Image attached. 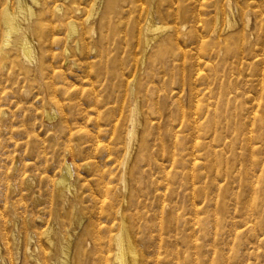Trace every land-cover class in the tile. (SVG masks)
<instances>
[{"label":"rangeland","instance_id":"1","mask_svg":"<svg viewBox=\"0 0 264 264\" xmlns=\"http://www.w3.org/2000/svg\"><path fill=\"white\" fill-rule=\"evenodd\" d=\"M119 1L116 0V5L112 7L109 13L106 12L102 19V23L104 22L103 24L107 27H104V30L108 31V40L106 39L108 42H103L104 48H101L102 50L100 49L102 46H98L101 51L94 48L91 50L94 45L92 43L95 41H92L90 36L96 38L99 34L97 30H100L98 23L93 22L91 14L97 4L104 7L106 2L101 3V0H77L79 6L76 0H73V2L71 0L41 1L45 13L40 21L42 20L41 22L44 21L43 23L46 24H55L57 28L51 30L52 35L47 33V37H50H48L46 47L43 49L46 65L44 69H39V71L37 65L42 57V52L38 48L40 43L38 37L34 40L39 49H37L35 61L30 62L17 56L14 51L4 50V6L7 3L12 9H16L18 3L17 0H0V217L6 220V227L4 226L6 244L0 243V261L3 260L0 264H58L54 262L55 257L59 254L56 249L58 242H69L71 244L70 264H118L116 259L105 257V255H112L117 252L116 240L105 239L106 243H103L105 245L102 244V247L110 253H103L105 257L103 259L101 252L99 254L98 246L95 247V239L91 237L92 233L88 231H109L110 227L113 231H118L122 226L121 218L127 220V225L133 231L132 234L136 239L141 264H264V140L260 149L252 147L254 144L259 146V143H261L259 139H264V137H260L261 132L264 136V41L257 40L254 34L250 36L248 41H244V39L242 41H228L218 36L219 33L222 34L225 30H232V27H228L227 24L232 16V8L235 6L234 1H236V4L241 5L240 1L242 2V0H221V2L220 0H122V2L120 1L122 8ZM257 1L264 2V0ZM131 2H134L133 5ZM154 3L156 4L154 5ZM171 3L172 5H170ZM62 4L65 9L69 5L67 8L72 11L71 13H74L72 14L74 16L71 17V13L66 11H54L58 8L57 6H63ZM131 5L132 8L129 9ZM77 6L80 8L78 9ZM175 7L177 8L175 9ZM123 8L129 9L130 14L127 9L126 11ZM138 9L140 10L137 12ZM221 9L223 10L221 11ZM175 12L178 13L177 16ZM117 13H119V16ZM127 13L129 14L128 18ZM47 14L49 15L47 16ZM106 15L109 16L106 17ZM250 15L249 31L252 30L254 11ZM62 16L63 18H61ZM152 16L156 18L160 25H170V23L171 25L172 23L173 25H180L183 21L189 22V25L196 27L197 30L194 35H197L186 39H177L176 35L172 34L170 39L168 38L158 45H153L152 47L157 46L155 49L150 48L146 52L149 58L146 57V63H143L141 57L145 53L144 33H146L144 26L149 21L148 17L151 18ZM157 16L159 17L157 18ZM139 17H142V19ZM196 17H199V19ZM57 18L59 20H56ZM70 19L78 20V22L80 20L86 27V33L82 32L84 45L80 49L77 48L76 44L78 43L77 40L80 41L79 38H76L74 42V38L69 35V27L67 26H69ZM59 21H62V23ZM127 21H129V24L126 23ZM105 22H107V25ZM163 22L167 23L164 24ZM240 22L238 21L236 29L241 30L242 25ZM92 24L95 26L96 31L87 33L89 31L87 29ZM127 24L128 26H126ZM114 25L118 30L112 28ZM108 26H110L111 32ZM131 26H137L138 28L134 27L132 29ZM209 26H211V29ZM125 27L126 30H124ZM115 30L119 32L117 36L113 37L112 35L117 33ZM30 36L33 37L32 34ZM122 36L125 38L121 39ZM129 39L131 40L129 41ZM137 39L140 41H137ZM121 42L125 44L127 42L126 46ZM170 45L171 48H169ZM238 46L243 48L244 51L242 52ZM158 47H160V50ZM175 47L177 48L175 49ZM229 47L232 52L227 51ZM257 47L259 48L257 49ZM181 48L183 52H181ZM177 49L179 50L177 51ZM159 51H162L161 53L164 56L158 54ZM212 51H214L213 54ZM234 51L232 60L230 56ZM155 53L159 56L156 61H154ZM221 54L227 55L220 57ZM253 55L255 56L254 59ZM259 56L262 58H258ZM247 57L249 61L246 60ZM151 59L153 60L151 61ZM160 60H162L161 63H157ZM209 60H211L209 62L210 67L208 66ZM204 61L209 68L208 71L206 70L207 66L203 65L205 64ZM214 61L218 66L215 65ZM243 62L245 65H242ZM185 63L189 64L185 65ZM219 66L222 69H219ZM193 67L194 69H192ZM197 69L201 70L198 71ZM200 72L201 74H199ZM234 72H236V75L233 74ZM209 75L213 76V79ZM242 75L243 77H241ZM137 77L139 83L136 82ZM223 77L226 78L224 81L222 80ZM252 81L255 83L253 84ZM129 84L130 86L133 85V90L132 87H129ZM240 84H243V87ZM233 85H237L236 88ZM239 86H241V89ZM190 90L196 91L190 93ZM238 90L242 91V94ZM232 91H235V93ZM255 96L256 100L254 99ZM53 100H58L63 104L60 105L61 108L58 104L56 105V114L47 116L45 109L47 106H53ZM136 100L139 101L140 108H143L141 109L142 112L147 114H144L146 123L144 122L142 126V132L145 137L147 136L145 138L147 147L140 142L136 148L134 157L137 158L136 161L139 167L133 173L130 183L128 178V181L127 179L123 181V172L122 168L119 167V163L124 156L123 146L127 144L125 131L130 124L129 118ZM250 101L253 102L255 107ZM202 103H206V105L203 106ZM239 104H242L240 108ZM218 106L220 108L219 112ZM227 106L231 107L228 108ZM245 106H247L246 109ZM150 109L152 114L148 111ZM220 113L224 115L222 116ZM150 118L152 119L150 120ZM187 119L190 120L189 123ZM210 121L213 123H210ZM246 121H249V123L246 124ZM193 122H196V124ZM217 122L218 126L212 125L217 124ZM203 123L207 128L210 127H208V124L212 125L209 128L210 131ZM164 124L166 127H164ZM220 125L222 128L224 127V130L221 127L219 130ZM190 126L191 128H189ZM215 127H218V131L223 132L219 138L212 135ZM231 129L239 130L241 140L232 138ZM207 133L210 134L209 137ZM204 135L206 136L204 137ZM252 135L255 139L252 138ZM233 137L236 136L233 134ZM242 137L244 138L242 139ZM179 142H181L180 145ZM197 143L198 145H196ZM97 144H100L99 148H103L101 144H107L113 150L99 149ZM191 144L194 148L193 151ZM250 145L252 148H249ZM209 148L211 150H208ZM212 148L213 150L221 149L222 154L218 157L215 156ZM208 152L212 153L209 154ZM231 157H235V159L232 158L231 160ZM212 158L217 160L214 159L213 161ZM199 159H202V163ZM86 161H92L91 166H87ZM65 162L72 164L74 170L73 185L69 190L56 184V180L62 172L61 167ZM125 183H130V187L133 186L132 189L129 187L131 189L129 201L125 200L126 192L123 189ZM63 195L77 196L76 198H64ZM97 197L100 200L99 202H97ZM120 208L124 209V212ZM77 212L83 223L78 222ZM206 216H208L207 219ZM213 217H217V219L215 220ZM247 227L248 230H246ZM49 228H52L51 234L55 237L53 243L47 240L46 237V231ZM0 231L3 230L0 229ZM102 234L104 235V232L100 235L102 236ZM38 244L40 246H37Z\"/></svg>","mask_w":264,"mask_h":264},{"label":"bare ground","instance_id":"2","mask_svg":"<svg viewBox=\"0 0 264 264\" xmlns=\"http://www.w3.org/2000/svg\"><path fill=\"white\" fill-rule=\"evenodd\" d=\"M41 1H43V0H41ZM41 1L40 0H17V3H18V6L16 7V9H12L11 7H10V5L9 4H7V3H5V6H4V10H3V26H4V50H9V51H14V52H16V54H17V56H19V57H22V58H24V59H27L28 61H30V62H32L33 60L35 61V59H36V57H37V49L38 48H40V50H41V52H42V57H41V59H40V61H39V63H38V65H37V69L39 70V69H44V67H45V61H44V56H45V54H43V49L46 47V45L45 44H47V40H48V37H50V36H48L47 37V33H49V34H51V30H54L55 28H57L56 27V25L55 24H50V23H43V22H41L40 21V19L42 18V16H43V14L45 13V10H44V5H43V2L41 3ZM121 2H122V0H120ZM120 1H119V4H120ZM130 1V0H129ZM132 1V0H131ZM165 1V0H164ZM168 1V0H167ZM172 1V0H171ZM178 1H180V0H178ZM186 1H188V0H186ZM194 1V0H193ZM199 1V0H198ZM204 1V0H203ZM230 1V0H229ZM71 2H73V0H71ZM70 2V3H71ZM102 2H106L105 3V6L104 7H101V5L100 6H98V4H97V6H95L94 8H93V10H92V16H93V22H97L98 23V26H99V29L100 30H97V31H99V34H98V36L96 37V38H94L93 36H90L91 38H92V41H95L94 43H92V44H94L93 46H92V48H91V50L94 48L95 50H97V49H99L98 48V46H102V47H100V49L101 48H104L103 47V42L105 41V42H108V41H106V39L108 40V31L106 30H104V27H105V25L102 23V19L104 18V15L106 14V12L107 13H109L110 12V10L112 9V7L113 6H115L116 5V0H101V3ZM175 2V1H174ZM218 2V1H217ZM220 2H221V0H220ZM219 2V3H220ZM235 2V6H233V8H232V16H231V18H230V20H229V23L227 24L228 25V27L230 26V28L232 29V30H225L222 34L221 33H219L218 34V36H220V37H223V38H225V39H227L228 41H231V40H240V41H242L243 39H244V41L245 40H249V38H250V36L252 35V34H254V36H255V38L257 39V40H263L264 41V2L263 1H257V0H242V2L240 1V4L241 5H239V3L238 4H236V1H234ZM69 3V4H70ZM76 3H77V0H76ZM125 3H126V1H125ZM132 3V2H131ZM134 3V2H133ZM133 3H132V5H133ZM164 3V2H163ZM169 3V2H168ZM179 3V2H178ZM187 3H189V2H187ZM230 3V2H229ZM44 4H45V2H44ZM74 4H75V1H74ZM139 4V3H138ZM156 3H154V5H155ZM206 4V3H205ZM212 4V3H211ZM222 4H224V3H222ZM221 4V5H222ZM63 5V4H62ZM65 5H67V4H65ZM71 5L73 6V4L71 3ZM77 5H79L80 6V4H78L77 3ZM123 5V4H122ZM132 5H131V7L129 8V9H131L132 8ZM166 5V4H165ZM170 5H172V3L170 4ZM175 5V4H174ZM188 5V4H187ZM191 5V4H190ZM193 5H194V3H193ZM196 5V4H195ZM202 5V4H201ZM214 5H216V4H214ZM221 5H219V6H221ZM69 6V5H68ZM67 6V7H68ZM79 6H77V8L79 9L80 7ZM120 6H121V4H120ZM142 6V5H141ZM145 6V5H144ZM147 6V5H146ZM200 6V5H199ZM206 6V5H205ZM211 6V5H210ZM222 6H224V5H222ZM252 6H254V7H252ZM46 7V6H45ZM58 8L56 9V10H54V11H66V12H69V13H71L72 11L69 9V8H67L66 7V9L64 8V5L63 6H57ZM82 7V6H81ZM135 7H136V5H135ZM212 7V6H211ZM216 7V6H215ZM121 8H122V6H121ZM121 8H120V10H121ZM134 8V7H133ZM142 8V7H141ZM146 8V7H145ZM145 8H143L144 10H145ZM155 8H156V6H155ZM163 8H164V5H163ZM177 7H175V9H176ZM207 8V7H206ZM220 8V7H219ZM47 9V8H46ZM123 9H127V8H123ZM129 9H127L128 10V13H129ZM135 9V8H134ZM153 9V8H152ZM174 9V10H175ZM197 9V8H196ZM49 10V9H48ZM83 10V9H82ZM126 10V11H127ZM140 9H138L137 10V12L139 11ZM148 10V9H147ZM164 10V9H163ZM163 10H162V12H163ZM181 10H182V8H181ZM191 10V9H190ZM216 10V9H215ZM223 9H221V11H222ZM254 11V17H253V19H254V21H253V26H252V30L251 31H249L250 30V25H249V21H250V18H251V15L250 14H252V11ZM80 11H81V9H80ZM136 11V10H135ZM142 11V10H141ZM156 11V10H155ZM195 11V10H194ZM206 11V10H205ZM48 12V11H47ZM53 12V11H52ZM124 12V11H123ZM136 12V13H137ZM157 12H159V11H157ZM157 12L155 13L156 15H157ZM192 12V11H191ZM204 12V11H203ZM112 13V12H111ZM125 13V12H124ZM127 13V18H128V15L130 14H128ZM135 13V14H136ZM140 13V12H139ZM151 13V12H150ZM161 13V12H160ZM159 13V14H160ZM176 13V12H175ZM178 13H179V10H178ZM178 13H176V16H177V14ZM207 13H208V11H207ZM221 13V12H220ZM52 14V13H51ZM50 14V15H51ZM72 14H74V13H71V17L72 16H74V15H72ZM77 14V13H76ZM118 14V16H119V13H117ZM143 14H145V13H143ZM199 14H200V12H199ZM246 14H247V16H246ZM49 14H47V16H48ZM63 15V14H62ZM110 15V14H109ZM108 15V16H109ZM137 15V14H136ZM146 15H147V11H146ZM186 15V14H185ZM191 15V14H190ZM222 15V14H221ZM69 16V15H68ZM107 15H106V17H108ZM138 16V15H137ZM141 16V15H140ZM168 16H169V14H168ZM187 16V15H186ZM189 16V15H188ZM203 16L205 17V15L203 14ZM223 16H224V14H223ZM70 17V18H71ZM121 17H123V16H121ZM125 17V16H124ZM159 16H157V18H158ZM174 17V16H173ZM180 17V16H179ZM183 17V16H182ZM214 17V16H213ZM218 17V16H217ZM225 17V16H224ZM44 18V17H43ZM60 18V17H59ZM61 18H63V16L61 17ZM116 18V17H115ZM115 18H114V20H115ZM133 18V17H132ZM131 18V19H132ZM139 18H141L142 19V17H139ZM149 18V21H148V23H147V25L146 26H144V29H145V31H146V33H144V40H145V42H144V51H145V53L142 55V57H141V60H142V62L144 63L145 62V60H146V57L148 56L147 54H146V52L147 51H149V49L150 48H153V49H155V47L160 43V42H162V41H165V40H167L168 38L170 39V36L172 35V34H175L176 35V38L177 39H179V38H189V37H194V36H196V35H194V32H196V27L195 26H192V25H189V22L187 23V22H185V21H183L180 25H178V24H174L173 25V23H172V25H171V23H170V25H160V24H158V22H157V20H156V18H153V16L150 18V17H148ZM162 18H163V16H162ZM172 18V17H171ZM196 18H198L199 19V17H196ZM45 19V18H44ZM69 19V18H68ZM91 19V17L89 18V20ZM108 19V18H107ZM111 19V18H110ZM164 19V18H163ZM162 19V20H163ZM174 19V18H173ZM204 19H206V18H204ZM221 19V18H220ZM56 20H59L58 18L56 19ZM55 20V21H56ZM118 20V19H117ZM116 20V21H117ZM126 20H128V19H126ZM135 20H136V18H135ZM175 20H176V18H175ZM180 20H181V18H180ZM185 20V19H184ZM214 20V19H213ZM222 20V19H221ZM50 21V20H49ZM105 21V20H104ZM107 21V20H106ZM119 21V20H118ZM124 21V20H123ZM122 21V23H124ZM129 21H130V19H129ZM129 21H127L126 23H128ZM159 21H160V19H159ZM196 21H198V20H196ZM195 21V22H196ZM202 21H203V18H202ZM212 21V20H211ZM211 21H210V23H211ZM238 21H241L240 23H241V30H239L238 28L236 29V26H237V23H238ZM54 22V21H53ZM60 22V21H59ZM79 22H80V20H79ZM78 22V20L76 21V20H71L70 19V21H69V23H68V25L69 26H67V27H69V35H70V37L71 38H74L73 39V41L76 39V38H79V40L80 41H76V42H78V43H76L77 44V48L78 49H80V47L82 46V45H84L83 44V41H82V39H83V35H82V32L83 33H86L85 31V29H86V27H85V25H83V23H79ZM113 23H114V21H112ZM136 22V21H135ZM144 22V21H143ZM161 22V21H160ZM169 22V21H168ZM55 23V22H54ZM60 23H62V21L60 22ZM106 23V25H107V22H105ZM137 23V22H136ZM164 24H166L167 22H163ZM206 23H207V20H206ZM213 23V22H212ZM108 24H110V22H108ZM129 24V23H128ZM128 24L126 25V26H128ZM201 24V23H200ZM200 24H198V25H200ZM203 24V23H202ZM64 25H66V24H64ZM125 25V24H124ZM132 25V24H131ZM135 25H137V24H135ZM141 25V24H140ZM207 25H208V23H207ZM60 26V25H59ZM115 26V25H114ZM112 27V28H115V29H117L118 30V28H116V26L115 27ZM212 26V25H211ZM211 26H209V28L211 27ZM217 26H218V24H217ZM220 26H221V24H220ZM223 26V25H222ZM225 26V25H224ZM240 26V25H239ZM110 26H108V28H109ZM132 27V26H131ZM134 27H137V26H133L132 27V29L134 28ZM208 27V26H207ZM66 28V27H65ZM64 28V29H65ZM88 28V27H87ZM105 28H107V27H105ZM138 28V27H137ZM204 28H205V26H204ZM111 28H109V31L111 32V30H110ZM200 29V28H199ZM211 29V28H210ZM217 29V28H216ZM66 30V29H65ZM87 30H89L87 33H94L93 31H96L95 30V26H93V24H92V26H89V28L87 29ZM124 30H126V27H125V29ZM204 30V29H203ZM116 31V30H115ZM117 32V31H116ZM119 32V31H118ZM118 32L116 33V35H112L113 37H115V36H117V34H118ZM201 32V31H200ZM208 32H210V31H208ZM139 33H140V31H139ZM202 33V32H201ZM211 33V32H210ZM33 35V37H31L30 35ZM112 34V33H111ZM115 34V33H114ZM122 34V33H121ZM124 34V33H123ZM127 34V33H126ZM217 34V33H216ZM52 35V34H51ZM35 36V37H34ZM111 36V35H110ZM125 36H127V35H125ZM200 36H202V35H200ZM38 37V39L40 40V43H39V45H38V48H37V45L35 44V42H34V40L36 39ZM52 37V36H51ZM89 37V38H90ZM124 36H122L121 37V39L123 38ZM143 37V36H142ZM204 37H207V36H204ZM90 38V39H91ZM125 38V37H124ZM128 38V37H127ZM203 38V37H202ZM215 38V37H214ZM50 39V38H49ZM112 39V38H111ZM117 40H120L119 38H116ZM139 39V38H138ZM137 39V41H140V40H138ZM66 40V39H65ZM85 40V39H84ZM131 39H129V41H130ZM135 40V39H134ZM176 40V39H175ZM198 40H199V38H198ZM213 40V39H212ZM217 40V39H216ZM224 40V39H223ZM256 40V41H257ZM86 41V40H85ZM128 41V40H127ZM133 41V40H132ZM169 41H171V40H169ZM201 41V40H200ZM207 41H208V39H207ZM254 41V40H253ZM75 42V41H74ZM90 42V41H89ZM104 42V43H105ZM119 42V41H118ZM125 42V41H124ZM124 42H121L122 44L124 43ZM197 42V41H196ZM221 42V41H220ZM234 42V41H233ZM250 42H252V41H250ZM138 43V42H137ZM171 43H173V42H171ZM170 43V44H171ZM207 43V42H206ZM240 43V42H239ZM257 43V42H256ZM125 44V43H124ZM126 44H127V42H126ZM126 44H125V46H126ZM155 44H157L155 47H152L153 45H155ZM196 45H197V43H195ZM200 44V42L198 43V45ZM201 44H203V43H201ZM208 44V43H207ZM223 44V43H222ZM234 45H235V43H233ZM251 44V43H250ZM249 44V45H250ZM261 44V43H260ZM89 45V44H88ZM87 45V46H88ZM172 45V44H171ZM171 45H170V47L169 48H171ZM194 45V44H193ZM228 45V44H227ZM241 45V44H240ZM239 45V46H240ZM51 46V45H50ZM121 46V45H120ZM128 46H129V43H128ZM195 46V45H194ZM210 46V45H209ZM213 46V45H212ZM211 46V47H212ZM214 46H217V45H214ZM238 46V47H239ZM244 46V45H243ZM256 46V45H255ZM260 46V45H259ZM262 46V45H261ZM85 47V46H84ZM206 47H207V45H206ZM211 47H210V49H211ZM227 47V46H226ZM225 47V48H226ZM87 48V47H86ZM128 48V47H127ZM138 48H139V46H138ZM159 48V50H160V47H158ZM177 47H175V49H176ZM197 48H198V46H197ZM201 48H202V46H201ZM219 48V47H218ZM228 48V47H227ZM235 48V47H234ZM259 47H257V49H258ZM262 48V47H261ZM89 49H90V47H89ZM99 49V50H100ZM173 49V48H172ZM184 49V48H183ZM204 49V48H203ZM203 49H202V52H203ZM207 49V48H206ZM208 49H209V47H208ZM216 49V48H215ZM232 49V48H231ZM239 49H241V51L243 52L244 51V49L243 48H241V47H239ZM243 49V50H242ZM39 50V49H38ZM102 50V49H101ZM100 50V51H101ZM169 50H171V49H169ZM169 50H168V52H169ZM179 49H177V51H178ZM181 50H182V48H181ZM198 50V49H197ZM201 50V49H200ZM213 50H214V48H213ZM233 50H235V49H233ZM248 50H250L249 48H248ZM87 51H88V49H87ZM90 51V50H89ZM194 51V50H193ZM226 51V50H225ZM225 51H223L224 53H225ZM227 51H231L230 50V47H229V49L227 50ZM227 51H226V53H227ZM257 51V50H256ZM255 51V52H256ZM157 52H158V50H157ZM162 52V51H161ZM160 51H159V53L158 54H162ZM171 52H173V51H171ZM181 52H183V50L181 51ZM187 52H188V50H187ZM208 52H210V51H208ZM208 52H205V53H208ZM213 52L214 51H212V54H213ZM217 52V51H216ZM219 52V51H218ZM217 52V53H218ZM232 52V51H231ZM260 52H261V50H260ZM164 53V52H163ZM186 53V52H185ZM197 53V52H196ZM235 53V51L232 53V56H230V58L232 59V57H233V54ZM127 54V53H126ZM158 54H156L155 53V59H154V61H156V58L157 57H159L158 56ZM170 54V53H169ZM173 54V53H172ZM202 54V53H201ZM249 54V53H248ZM257 54V53H256ZM261 54V53H260ZM150 55H151V53H150ZM149 55V56H150ZM157 55V56H156ZM163 55V54H162ZM184 55V54H183ZM194 55V54H193ZM197 55H199V54H197ZM204 55V54H203ZM211 55V54H210ZM216 55V54H215ZM223 54H221L220 55V57L222 56ZM227 54H224L223 56H226ZM252 55V54H251ZM164 56V55H163ZM191 56H192V54H191ZM196 56V55H195ZM254 56V55H253ZM257 56V55H256ZM152 57V56H151ZM153 57H154V55H153ZM215 57V56H214ZM236 57V56H235ZM245 57V56H244ZM244 57H243V59H244ZM251 57V56H250ZM76 58V57H75ZM88 58H91V57H88ZM147 58H149V57H147ZM186 58V57H185ZM196 58V57H195ZM199 58V57H198ZM201 58H202V56H201ZM217 58H218V55H217ZM234 58V57H233ZM237 58V57H236ZM255 58V56L253 57V59ZM258 58H262L261 56H259ZM71 59V58H70ZM192 59V58H191ZM221 59V58H220ZM219 59V60H220ZM241 59V58H240ZM252 59V60H253ZM256 59H257V57H256ZM153 59H151V61H152ZM173 60V59H172ZM183 60V59H182ZM187 60V59H186ZM218 60V62H220ZM233 60V59H232ZM232 60H231V62H232ZM246 60H248V57H247V59ZM246 60H245V63H246ZM263 60V59H262ZM150 61V62H151ZM158 61V60H157ZM161 61L162 60H160V62H157V63H161ZM171 61V60H170ZM195 61H196V59H195ZM207 61V60H206ZM211 60H209L208 61V66L210 67V65H209V62H210ZM249 61V60H248ZM90 62V61H89ZM148 62H149V60H148ZM166 62V61H165ZM172 62V61H171ZM200 62H201V59H200ZM205 62V61H204ZM203 62V63H204ZM215 62V61H214ZM213 62V63H214ZM234 62V61H233ZM263 62V61H262ZM146 63V62H145ZM163 63V62H162ZM195 63V62H194ZM199 63V62H198ZM245 63L243 62V64L242 65H245ZM252 63V62H251ZM251 63H250V65H251ZM254 63V62H253ZM261 63V62H260ZM259 63V64H260ZM169 64H170V62H169ZM177 64H178V62H177ZM187 64H189V63H185V65H187ZM196 64V63H195ZM239 64V63H238ZM263 64V63H262ZM70 65H71V63H70ZM92 65H94V64H92ZM180 65V64H179ZM191 65H192V63H191ZM203 65H206L207 66V64H206V62H205V64H203ZM215 65H217L216 64V62H215ZM220 65V64H219ZM224 65V64H223ZM234 65V64H233ZM232 65V66H233ZM253 65V64H252ZM256 65V64H255ZM88 66V65H87ZM139 66H140V64H139ZM147 66V65H146ZM194 66V65H193ZM197 66V65H196ZM208 66H207V71H208ZM213 66V65H212ZM218 66V65H217ZM226 66V65H225ZM231 66V65H230ZM235 66H236V64H235ZM148 67V66H147ZM175 67H176V65H175ZM184 67V66H183ZM198 67V66H197ZM243 67H245V66H243ZM261 67V66H260ZM114 68V67H113ZM145 68V67H144ZM143 68V69H144ZM200 68H202V67H200ZM212 68V67H211ZM210 68V69H211ZM235 68V67H234ZM248 68V67H247ZM251 68H252V66H251ZM255 68V67H254ZM129 69V68H128ZM133 69V68H132ZM192 69H194V67L192 68ZM191 69V70H192ZM219 69H222V67L220 68V66H219ZM237 69V68H236ZM239 69V68H238ZM249 69V68H248ZM257 69V68H256ZM139 70V69H138ZM198 70V69H197ZM201 70V69H200ZM200 70H198V71H200ZM203 70V69H202ZM213 70V68L211 69V71ZM224 70H226V69H224ZM40 71V70H39ZM115 71V70H114ZM113 71V72H114ZM145 71V70H144ZM217 71V70H216ZM229 71H231V70H229ZM228 71V72H229ZM249 71H250V69H249ZM248 71V72H249ZM88 72V71H87ZM94 72V71H93ZM124 72V71H123ZM202 72H204V71H202ZM210 72V71H209ZM213 72V71H212ZM247 72V71H246ZM126 73V72H125ZM198 73V72H197ZM225 73H226V71H225ZM230 73V72H229ZM232 73V72H231ZM236 72H234L233 74H235ZM241 73V72H240ZM250 73V72H249ZM121 74H122V71H121ZM192 74H194V73H192ZM196 74V73H195ZM199 74H201V72L199 73ZM260 74V73H259ZM259 74H258V76H259ZM131 75V74H130ZM157 75V74H156ZM207 75V74H206ZM214 75V74H213ZM217 75V74H216ZM226 75H227V73H226ZM236 75V74H235ZM246 75V74H245ZM262 75H263V73H262ZM139 76V75H138ZM210 77H211V75H209ZM217 76H221V75H217ZM232 76V75H231ZM115 77V76H114ZM113 77V78H114ZM129 77V76H128ZM148 77V76H147ZM213 77V76H212ZM211 77V78H212ZM226 77V76H225ZM241 77H243V75L241 76ZM260 77V76H259ZM120 78H121V76H120ZM140 78V77H139ZM217 78V77H216ZM215 78V79H216ZM221 78V77H220ZM238 78V77H237ZM252 78H253V76L250 78L251 80H252ZM257 78V77H256ZM201 79V78H200ZM204 79V78H203ZM208 79V78H207ZM213 79V78H212ZM226 79V78H225ZM224 79V77H223V81L225 80ZM231 79H232V77H231ZM239 79V78H238ZM241 79V78H240ZM134 80V79H133ZM140 80V79H139ZM198 80H199V78H198ZM221 79H220V81H222ZM256 80V79H255ZM254 80V81H255ZM120 81V80H119ZM131 81V80H130ZM136 81V80H135ZM146 81V80H145ZM196 81V80H195ZM194 81V82H195ZM230 81V80H229ZM228 81V82H229ZM238 81V80H237ZM240 81V80H239ZM259 81V80H258ZM137 83H139L138 82V77H137V81H136ZM215 82V81H214ZM232 82V81H231ZM235 82H236V78H235ZM242 82V81H241ZM241 82H239V83H241ZM127 83H128V81H127ZM131 83H132V81H131ZM136 83V84H137ZM146 83V82H145ZM224 83V82H223ZM238 83V82H237ZM252 83H253V81H252ZM255 83V82H254ZM253 83V84H254ZM142 84V83H141ZM221 84V83H220ZM232 84V83H231ZM251 84V83H250ZM261 84V83H260ZM264 84V83H263ZM216 85H217V82H216ZM223 85V84H222ZM230 85V84H229ZM241 85V84H240ZM252 85V84H251ZM133 85H131L130 86V84H129V87H132ZM138 86V85H137ZM228 86V85H227ZM234 87L235 86H237V85H233ZM242 87H243V84L241 85ZM241 86H239L240 87V89H241ZM256 86H257V84H256ZM54 87V86H53ZM119 87V86H118ZM141 87V86H140ZM211 87V86H210ZM223 87V86H222ZM225 87V86H224ZM229 87V86H228ZM249 87V86H248ZM251 87V86H250ZM143 88V87H142ZM192 88V87H191ZM206 88V87H205ZM230 88V87H229ZM232 88V87H231ZM236 88V87H235ZM253 88H254V86H253ZM262 88H263V86H262ZM55 89H56V87H55ZM65 89V88H64ZM140 90H141V88H139ZM199 89H201V88H199ZM212 89H213V87H212ZM219 89V88H218ZM223 89V88H222ZM228 89V88H227ZM259 89V88H258ZM264 89V88H263ZM50 90H51V88H50ZM54 90V89H53ZM90 90V89H89ZM92 90V89H91ZM129 90V89H128ZM132 90H133V87H132ZM138 90V89H137ZM154 90V89H153ZM193 90H194V88H193ZM193 90H190V93L193 91ZM196 90H198V89H196ZM195 90V91H196ZM205 90V89H204ZM224 91H225V89H223ZM229 90V89H228ZM243 90V89H242ZM252 90V89H251ZM261 90V89H260ZM55 91V90H54ZM53 91V92H54ZM86 91V90H85ZM85 91H83V92H85ZM120 91V90H119ZM126 91V90H125ZM131 91V90H130ZM195 91H193V93L195 92ZM227 91V90H226ZM237 91V90H236ZM264 91V90H263ZM96 92V91H95ZM143 92V91H142ZM141 92V93H142ZM205 92V91H204ZM220 92H221V90H220ZM232 92H234L235 93V91H232ZM238 92H242V91H239L238 90ZM94 93V92H93ZM120 93V92H119ZM124 93V92H123ZM131 93H133L132 91H131ZM134 93H135V90H134ZM161 93V92H160ZM198 93V92H197ZM202 93H203V91H202ZM212 93H213V90H212ZM217 93H218V90H217ZM226 93V92H225ZM237 93V92H236ZM95 94V93H94ZM151 94V93H150ZM210 94V93H209ZM224 94V93H223ZM242 94V93H241ZM244 94V93H243ZM247 94V93H246ZM249 94H250V92H249ZM261 94V93H260ZM131 95V94H130ZM135 95H137V94H135ZM141 95V94H140ZM182 95V94H181ZM197 95V94H196ZM206 95V94H205ZM161 96H163V95H161ZM216 96V95H215ZM223 95L221 94V97H222ZM229 96H231L230 94H229ZM240 96V95H239ZM239 96H238V98H239ZM248 96V95H247ZM93 97V96H92ZM136 97V96H135ZM151 98H152V96H150ZM179 97V96H178ZM241 97H243V96H241ZM251 97H252V95H251ZM260 97V96H259ZM262 97H263V95H262ZM193 98V97H192ZM204 98V97H203ZM202 98V99H203ZM207 98V97H206ZM214 98V97H213ZM227 98V97H226ZM229 98V97H228ZM235 98V97H234ZM106 99V98H105ZM163 99V98H162ZM244 99H247V98H244ZM253 99V97L251 98V100ZM255 100H256V96H255V98H254ZM263 99V98H262ZM52 100V99H51ZM124 100V99H123ZM211 100V99H210ZM220 100V99H219ZM224 100V99H223ZM229 100V99H228ZM234 100H236V99H234ZM238 100V99H237ZM249 100V99H248ZM264 100V99H263ZM163 101H165L164 99H163ZM195 101H197V100H195ZM200 101V100H199ZM218 101V100H217ZM230 101V100H229ZM247 101V100H246ZM253 101V100H252ZM252 101H250V103L252 102ZM259 101V100H258ZM53 102V106L52 107H46V109H45V113H46V115L47 116H52V115H54V114H56L57 113V107H56V105L58 104V106L60 107V105L62 106V104L60 103V102H58V100L57 101H55V100H53L52 101ZM239 102V101H238ZM256 102V101H255ZM86 103V102H85ZM100 103V102H99ZM123 103V102H122ZM135 104L132 106V110H131V114H130V118H129V122H130V124H129V126H128V128L126 129V131H125V134H126V139H127V144L125 145V146H123V151H124V156H123V159L121 160V162L119 163V167H121L122 168V172H123V175H122V178H123V181H125L127 178L129 179V181H128V179H127V181L128 182H130L131 183V180L130 179H132V177H133V173L138 169V167H139V165H138V163H137V161H136V159H135V151H136V148H137V146H138V144L141 142L142 143V145H144V146H146L147 144H146V141H145V138L147 137H145V134L142 132V126H143V123L145 122L144 120L146 119V117L144 116V114H146L145 112L143 113L142 111L143 110H141V109H143V108H140V103H139V101L138 100H136L135 102H134ZM212 103V102H211ZM218 103V102H217ZM223 103H224V101H223ZM228 103V102H227ZM230 103V102H229ZM257 103V102H256ZM262 103V102H261ZM141 104H142V102H141ZM202 104H204V103H202ZM201 104V105H202ZM209 104V103H208ZM253 106H254V104H253V102L251 103ZM206 105V103L203 105V106H205ZM210 105V104H209ZM230 105H232V104H230ZM246 105H247V103H246ZM250 105V104H249ZM262 105V104H261ZM124 106H126V105H124ZM194 106V105H193ZM192 106V107H193ZM196 106H197V104H196ZM200 106V105H199ZM202 106V107H203ZM225 106H226V104H225ZM240 106H242V104L240 105L239 104V108H240ZM252 106V107H253ZM260 106V105H259ZM263 106H264V104H263ZM127 107H129V106H127ZM228 107V106H227ZM229 107H231V106H229ZM228 107V108H229ZM246 107L247 106H245V109H246ZM255 107V106H254ZM61 108V107H60ZM206 108V107H205ZM218 108H219V106H218ZM222 108V107H221ZM237 108V107H236ZM242 108V107H241ZM250 108H251V105H250ZM259 108V107H258ZM261 108V107H260ZM63 109V108H62ZM121 109V108H120ZM128 109V108H127ZM152 109V108H151ZM151 109L150 110H148L149 112H151V114H152V111H151ZM215 109V108H214ZM256 109V108H255ZM254 109V110H255ZM261 109H263V108H261ZM147 110V109H146ZM146 110H144V111H146ZM199 110H200V107H199ZM204 110H206V109H204ZM224 110V109H223ZM228 110V109H227ZM60 111V110H59ZM63 111V110H62ZM61 111V112H62ZM158 111V110H157ZM201 111V110H200ZM220 111V108H219V110H218V112ZM233 111V110H232ZM242 111V110H241ZM259 111V110H258ZM103 112V111H102ZM130 112V111H129ZM147 112V111H146ZM195 112V111H194ZM194 112H192V113H194ZM217 112V113H218ZM244 112V111H243ZM249 112V111H248ZM251 112H252V110H251ZM112 113V112H111ZM169 113V112H168ZM199 112H198V110H197V114H198ZM208 113V112H207ZM221 113H222V111H221ZM220 113V115H222ZM86 114V113H85ZM129 114V113H128ZM214 114V113H213ZM249 114V113H248ZM260 114V113H259ZM59 115V114H58ZM87 115V114H86ZM108 115H110V114H108ZM147 115V114H146ZM205 115H206V113H205ZM208 115H209V113H208ZM208 115H207V117H208ZM217 115V114H216ZM224 115V114H223ZM222 115V116H223ZM262 115V114H261ZM229 116V115H228ZM54 117V116H53ZM101 117V116H100ZM129 117V116H128ZM149 117V116H148ZM206 117V116H205ZM211 117V116H210ZM219 117V116H218ZM230 117V116H229ZM236 117V116H235ZM51 118V117H50ZM145 118V119H144ZM202 118H203V116H202ZM201 118V119H202ZM217 118V117H216ZM222 118V117H221ZM220 118V119H221ZM239 118V117H238ZM243 118V117H242ZM152 118H150V120H151ZM157 119V118H156ZM200 119V120H201ZM207 119V118H206ZM58 120H59V118H58ZM158 120V119H157ZM176 120V119H175ZM175 120H174V122H175ZM185 120V119H184ZM188 120V119H187ZM203 120H205V119H203ZM217 120V119H216ZM229 120V119H228ZM246 120V119H245ZM248 120V119H247ZM259 120H261V119H259ZM263 120V119H262ZM261 120V121H262ZM117 121V120H116ZM127 121V120H126ZM189 121L190 120H188V123H189ZM198 121V120H197ZM208 121H209V119H208ZM207 121V122H208ZM213 121H214V119H213ZM220 121V120H219ZM227 121V120H226ZM231 121V120H230ZM251 121V120H250ZM154 122H155V120H154ZM153 122V123H154ZM157 122V121H156ZM165 122H166V120H165ZM181 122V121H180ZM203 122V121H202ZM235 122V121H234ZM247 122L249 123V121H246V124H247ZM252 122V121H251ZM260 122V121H259ZM100 123V122H99ZM146 123V122H145ZM151 123V122H150ZM149 123V124H150ZM187 123V122H186ZM187 123V124H188ZM191 123V122H190ZM193 123H195L196 124V122H193ZM199 123V122H198ZM210 123H213V122H211L210 121ZM231 123V122H230ZM244 123H245V121H244ZM255 123H256V118H255ZM101 124V123H100ZM157 124V123H156ZM174 124V123H173ZM192 124V123H191ZM204 124V123H203ZM207 124V123H206ZM222 124V123H221ZM227 124H228V121H227ZM98 125V124H97ZM113 125V124H112ZM146 125V124H145ZM153 125V124H152ZM159 125V124H158ZM212 125H214V126H218V122H217V124L216 123H214V124H212ZM212 125H209L208 124V127L210 126H212ZM237 125H238V123H237ZM251 125V124H250ZM263 125V124H262ZM115 126V125H114ZM192 126V125H191ZM191 126L189 127V128H191ZM204 126L207 128V126L204 124ZM213 126V127H214ZM226 126V125H225ZM247 126V125H246ZM245 126V127H246ZM146 127V126H145ZM164 127H166V125L164 124ZM185 127V126H184ZM201 127H202V124H201ZM209 127V128H210ZM220 127H221V129H223L222 128V126L220 125L219 126V130H220ZM237 127V126H236ZM238 127H239V125H238ZM248 127V126H247ZM246 127V128H247ZM261 127V126H260ZM114 128V127H113ZM152 128V127H151ZM196 128V127H195ZM209 128H207L208 129V131H210L209 130ZM227 128V127H226ZM229 128V127H228ZM249 128V127H248ZM261 128H263V127H261ZM109 129V128H108ZM124 129V128H123ZM145 129H147V128H145ZM207 129H205V130H207ZM252 129H254V128H252ZM118 130H119V127H118ZM198 130V129H197ZM196 130V131H197ZM205 130H203V132H205ZM224 130V129H223ZM229 130V129H228ZM232 130V129H231ZM230 130V131H231ZM237 131L238 129H233L232 130V138H235L236 140H241L240 138H241V133L239 132V130L237 131V132H234V131ZM249 130V129H248ZM250 130H251V128H250ZM255 130H256V128H255ZM262 130V129H261ZM260 130V131H261ZM101 131V130H100ZM121 131H122V129H121ZM164 131V130H163ZM207 131V132H208ZM243 131V130H242ZM257 131V130H256ZM145 133H148V132H146V131H144ZM161 132V131H160ZM191 132V131H190ZM214 134H212L215 138H219V137H221V134L223 133V132H221V131H218V127L216 128L215 127V129H214ZM252 132H254V131H252ZM170 133V132H169ZM172 133V132H171ZM187 133V132H186ZM249 133V132H248ZM256 133V132H255ZM254 133V134H255ZM156 134V133H155ZM177 134V133H176ZM206 134V133H205ZM233 134L236 136V137H233ZM257 134H258V131H257ZM260 134H262V135H260V137H264L263 136V133L261 132ZM121 135V134H120ZM123 135V134H122ZM243 135V134H242ZM246 135V134H245ZM202 136H203V134H202ZM206 135H204V137H205ZM207 136L209 137L210 136V134L209 133H207ZM224 136V135H223ZM250 136V135H249ZM200 137V136H199ZM204 137H203V139H204ZM248 137V136H247ZM94 138V137H93ZM197 138V137H196ZM196 138H195V140H196ZM225 138H227V137H225ZM231 138V137H230ZM244 137H242V139H243ZM252 138H254V135H252ZM252 138H250V139H252ZM259 138V137H258ZM148 139V138H147ZM182 139V138H181ZM198 139V138H197ZM210 139V138H209ZM223 139V138H222ZM255 139V138H254ZM257 139V138H256ZM262 139V138H261ZM259 139L260 140V142L262 143V141L264 140V139ZM150 140H151V138H150ZM160 140V139H159ZM207 140V139H206ZM211 140V139H210ZM215 140V139H214ZM229 140V139H228ZM234 140V139H233ZM236 140H234V141H236ZM246 140V139H245ZM247 140H249L248 138H247ZM103 141V140H102ZM174 141V140H173ZM179 141H181V140H179ZM203 141V140H202ZM205 141V140H204ZM243 141V140H242ZM160 142V141H159ZM182 142V141H181ZM181 142H179V145H180V143ZM210 142V141H209ZM215 142V141H214ZM217 142H218V139H217ZM224 143H225V140L223 141ZM229 142V141H228ZM228 142H226V144H228ZM245 142V141H244ZM105 143V142H104ZM166 143V142H165ZM196 143V142H195ZM206 143V142H205ZM212 143V142H211ZM234 143V142H233ZM232 143V144H233ZM237 143H238V141H237ZM239 143H240V141H239ZM261 143H259L260 145L259 146H255V144H254V146H252L253 148H256V149H260L261 148V145H263V143L261 144ZM192 144H194V142H192ZM192 144H191V148H192ZM200 144V143H199ZM226 144H224V145H226ZM149 145V144H148ZM163 145V144H162ZM182 145V144H181ZM196 145H198V143L196 144ZM204 145H206V144H204ZM209 145H211V144H209ZM235 145V144H234ZM244 145V144H243ZM258 145V144H257ZM99 146H100V144H97V147L99 148ZM101 146L103 147V148H107L108 150L109 149H112V147L111 146H109V145H107V144H101ZM167 146V145H166ZM172 146H173V144H172ZM207 146V145H206ZM218 146V145H217ZM231 146H233V145H231ZM245 146V145H244ZM96 147V148H97ZM142 147V146H141ZM147 147V146H146ZM145 147V148H146ZM179 147V146H178ZM199 147H200V145H199ZM202 147H204V146H202ZM213 147H215V146H213ZM234 147V146H233ZM241 147V146H240ZM248 147V146H247ZM251 147V145L249 146V148H252ZM95 148V149H96ZM101 148V147H100ZM99 148V149H100ZM103 148H101V149H103ZM153 148V147H152ZM183 148H184V146H183ZM198 148V147H197ZM208 148V147H207ZM221 148V147H220ZM228 148V147H227ZM238 148H239V146H238ZM238 148H236V149H238ZM203 149V148H202ZM222 149V148H221ZM221 149H217V150H213V148H212V150L214 151V155L215 156H217L218 157V155H221L222 154V150ZM263 149H264V147H263ZM113 150V149H112ZM182 150V149H181ZM194 150V148H192V151ZM208 150H211L210 148L208 149ZM233 150V149H232ZM91 151V150H90ZM184 151V150H183ZM190 151H191V149H190ZM206 151V150H205ZM92 152V151H91ZM105 152V151H104ZM167 152V151H166ZM177 152H178V150H177ZM195 152V151H194ZM197 152V151H196ZM198 152H199V150H198ZM240 152V151H239ZM239 152H238V154H239ZM242 152V151H241ZM244 152V151H243ZM259 152V151H258ZM152 153V152H151ZM179 153V152H178ZM178 153H176L177 155H178ZM181 153V152H180ZM185 153V152H184ZM202 153V152H201ZM209 153V152H208ZM207 153V154H208ZM210 153H212V152H210ZM209 153V154H210ZM236 153V152H235ZM263 153V152H262ZM171 154H172V152H171ZM182 154V153H181ZM194 154V153H193ZM237 154V155H238ZM187 155H188V153H187ZM191 155H192V153H191ZM197 155V154H196ZM204 155H206V154H204ZM112 156V155H111ZM115 156V155H114ZM167 156V155H166ZM180 156H182V155H180ZM198 156V155H197ZM232 156V155H231ZM186 157V156H185ZM194 157H196V156H194ZM214 157V156H213ZM229 157H230V155H229ZM244 157V156H243ZM152 158V157H151ZM177 158V157H176ZM183 158V157H182ZM210 158H211V156H210ZM232 158H234L235 159V157H231L230 159L232 160ZM245 158V157H244ZM154 159V158H153ZM175 159V158H174ZM189 159V158H188ZM215 160H217L216 158H214ZM214 159L212 158V160L214 161ZM219 159V158H218ZM84 160V159H83ZM161 160V159H160ZM189 160H192V159H189ZM199 160H201V163H202V159H199ZM203 160H204V157H203ZM210 160V159H209ZM254 160V159H253ZM256 160V159H255ZM156 161V160H155ZM207 161V160H206ZM206 161H204V162H206ZM220 161V160H219ZM234 161V160H233ZM193 162H195L194 160H193ZM209 162V161H208ZM230 162V161H229ZM155 163V162H154ZM200 163V162H199ZM87 166H91V164H92V161L90 162V161H86V163H85ZM191 164V163H190ZM205 164V163H204ZM210 164V163H209ZM230 164V163H229ZM231 164H233V163H231ZM258 164V163H257ZM163 165V164H162ZM215 165V164H214ZM210 166H211V164H210ZM220 166V165H219ZM160 167V166H159ZM196 167V166H195ZM141 168V167H140ZM161 168H162V166H161ZM61 169H62V172H60L61 174H60V177L56 180V184H58V185H62L65 189H67V190H69V189H71V186L73 185V182H72V177L74 176V170H73V165L72 164H70L69 162L67 163V162H65L63 165H62V167H61ZM195 169V168H194ZM264 169V168H263ZM188 170V169H187ZM213 170V169H212ZM220 170V169H219ZM142 171V170H141ZM177 171V170H176ZM175 171V172H176ZM218 171V170H217ZM263 171V170H262ZM103 172V170L101 171V173ZM233 172V171H232ZM165 173V172H164ZM177 173V172H176ZM189 173V172H188ZM140 174V173H139ZM159 174V173H158ZM174 174V173H173ZM154 175V174H153ZM175 175V174H174ZM183 175H184V173H183ZM165 176V175H164ZM144 177V176H143ZM204 177V176H203ZM211 177V176H210ZM103 178V177H102ZM115 178V177H114ZM175 178H176V175H175ZM112 179V178H111ZM120 179V178H119ZM154 179V178H153ZM161 180V179H160ZM180 180V179H179ZM191 180V179H190ZM214 180V179H213ZM79 181H81V180H79ZM85 181H86V178H85ZM233 181V180H232ZM112 183V182H111ZM130 183H125L124 184V187H123V189H125V192H126V197H125V195H124V197H125V200L126 201H129L130 199H129V197L131 196V189H132V187H130L129 185H130ZM157 183V182H156ZM177 183V182H176ZM226 183V182H225ZM133 184V183H132ZM209 185H210V183H208ZM221 184V183H220ZM219 184V185H220ZM232 184H234V183H232ZM110 185V184H109ZM208 185V186H209ZM223 185V184H222ZM115 186V185H114ZM165 186V185H164ZM208 186H207V188H208ZM224 186V185H223ZM109 187V186H108ZM131 189H130V188ZM179 187V186H178ZM97 188V187H96ZM140 188V187H139ZM171 188V187H170ZM180 188V187H179ZM235 188V187H234ZM148 189V188H147ZM150 189V188H149ZM213 189V188H212ZM79 190V189H78ZM217 190V189H216ZM239 190V189H238ZM259 190V189H258ZM97 191V190H96ZM174 191V190H173ZM184 191V190H183ZM79 192V191H78ZM153 192V191H152ZM142 193V192H141ZM154 193V192H153ZM189 193V192H188ZM58 194H59V192H58ZM157 194V193H156ZM182 194H183V192H182ZM219 194V193H218ZM237 194V193H236ZM163 195H164V193H163ZM76 196L77 195H74V196H72V197H70V196H67V195H63V197L65 198H76ZM108 196V195H107ZM106 196V197H107ZM161 196V195H160ZM260 196V195H259ZM90 197V196H89ZM170 197V196H169ZM208 197V196H207ZM111 198V197H110ZM184 198V197H183ZM242 198H244V197H242ZM21 199V198H20ZM106 199V198H105ZM108 199V198H107ZM168 199V198H167ZM187 199V198H186ZM211 199V198H210ZM95 200H96V198H95ZM97 200H98V197H97ZM188 200V199H187ZM100 200H98L97 202H99ZM104 201V200H103ZM140 201V200H139ZM144 201V200H143ZM264 201V200H263ZM51 202V201H50ZM159 202V201H158ZM221 202V201H220ZM110 203H111V201H110ZM165 203V202H164ZM217 203V202H216ZM105 204V203H104ZM122 204H123V202H122ZM194 204V203H193ZM196 205V204H195ZM198 205V204H197ZM247 205V204H246ZM109 206H110V204H109ZM112 206V205H111ZM205 206V205H204ZM161 207V206H160ZM197 207V206H196ZM221 207V206H220ZM98 208H99V206H98ZM184 208V207H183ZM199 208H201V207H199ZM96 209V208H95ZM121 209V208H120ZM135 209V208H134ZM194 209V208H193ZM123 210V212H124V209H121V211ZM184 210V209H183ZM186 210V209H185ZM195 210H196V208H195ZM194 210V211H195ZM110 211V210H109ZM120 211V210H119ZM171 211V210H170ZM83 212V211H82ZM168 212V211H167ZM197 212V211H196ZM212 212H214V211H212ZM84 213V212H83ZM119 213H121V212H119ZM118 213V214H119ZM227 213V212H226ZM23 214V213H22ZM78 214V212L76 213V217L78 216L77 215ZM170 214V213H169ZM177 214V213H176ZM247 214V213H246ZM3 215V214H2ZM1 215V216H2ZM121 216V214L119 215V217ZM243 216V215H242ZM207 217L208 216H206L205 218L207 219ZM209 217H210V215H209ZM97 218V217H96ZM116 218V217H115ZM126 218H127V216H126ZM134 218V217H133ZM180 218V217H179ZM195 218V217H194ZM198 218H199V216L196 218L197 220H198ZM204 218V217H203ZM213 218H215V217H213ZM78 219H79V223H81L82 222V219H81V217H79L78 216ZM122 219V226L118 229V231H113V229L110 227L108 230L109 231H88V232H91L92 233V238H94L95 239V241H94V243H95V247L96 246H98V249H99V254H100V252H101V256H102V258L104 259L105 257L107 258V259H112V258H114V259H116L117 261H118V264H141V257H140V254H139V249H138V247H137V244H136V239L133 237V231H131V228L129 227V225H127L128 223H126V219H123V218H121ZM217 219V217L215 218V220ZM219 219V218H218ZM119 220V219H118ZM181 220V219H180ZM202 220V219H201ZM204 220V219H203ZM260 220V219H259ZM120 221V220H119ZM168 221V220H167ZM186 221V220H185ZM190 221V220H189ZM200 221V220H199ZM210 221V220H209ZM111 222V221H110ZM180 222V221H179ZM196 222V221H195ZM194 222V223H195ZM207 222H208V220H207ZM238 222V221H237ZM250 222V221H249ZM83 223V222H82ZM198 223V222H197ZM201 223V222H200ZM203 223H205V221H203ZM158 224H159V222H158ZM189 224V223H188ZM47 225V224H46ZM80 225V224H79ZM99 225V224H98ZM112 225V224H111ZM160 225H161V223H160ZM163 225V224H162ZM201 225H202V223H201ZM4 226L6 227V220L5 219H2V217H0V229H2L3 231H0V243L2 244V243H4V244H6V242H5V237H6V231H4ZM188 226V225H187ZM203 226V225H202ZM93 227V226H92ZM108 227V226H107ZM26 228V227H25ZM102 228H104V227H102ZM213 228V227H212ZM250 228V227H249ZM214 229V228H213ZM246 229V228H245ZM133 230V229H132ZM219 230V229H218ZM246 230H248V227H247V229ZM80 231V230H79ZM239 231H241V230H239ZM47 232V235H46V237H47V240H49L51 243H53L54 241H55V237H53L52 236V228H49L48 229V231H46ZM77 232V231H76ZM87 232V231H86ZM102 232H104V235L102 234V236L100 235ZM238 232V231H237ZM237 232H236V234H237ZM242 232V231H241ZM241 232H239V233H241ZM40 233V232H39ZM90 233V234H91ZM208 233V232H207ZM25 234V233H24ZM45 234V233H44ZM76 234V233H75ZM251 234H253V233H251ZM90 238V237H89ZM214 238V237H213ZM105 239H109V240H111V239H115L116 240V245H117V252L116 253H114V254H112V255H110V254H108L107 256L105 255V257L103 256V253L104 254H106L107 252L108 253H110L109 251H107V249L106 248H103L102 247V244L103 243H106V241H105ZM7 240V239H6ZM9 242V241H8ZM107 242H108V240H107ZM111 243V241L109 242V244ZM37 244V243H36ZM93 244V243H92ZM103 245H105V244H103ZM200 245H201V243H200ZM199 245V246H200ZM211 245V244H210ZM37 246H40V244H38ZM94 246V245H93ZM109 246V245H108ZM3 247V246H2ZM10 247V246H9ZM8 247V248H9ZM4 248V247H3ZM37 248H39V247H37ZM108 248V247H107ZM213 248V247H212ZM56 249L58 250V255H57V257H55V259H54V262L56 263H58V264H70V259H71V244L68 242V243H62V242H58V244L56 245ZM7 250V249H6ZM9 250V249H8ZM43 250V249H42ZM195 250V249H194ZM214 250V249H213ZM40 251V250H39ZM94 251V250H93ZM112 251H113V249H112ZM49 252V251H48ZM95 252V251H94ZM186 252V251H185ZM42 253V252H41ZM45 254H46V252H44ZM50 253H51V251H50ZM112 253V252H111ZM43 254V253H42ZM49 254V253H48ZM187 254V253H186ZM44 256V255H43ZM234 256V255H233ZM26 257V256H25ZM188 257H189V255H188ZM190 258V257H189ZM4 259V258H3ZM25 260V259H24ZM3 261V260H2ZM2 261H0V262H2ZM28 261V260H27ZM12 262V261H11ZM24 262V261H23ZM44 262H46V261H44ZM110 262V261H109ZM2 264V263H1ZM28 264V263H27ZM185 264V263H184Z\"/></svg>","mask_w":264,"mask_h":264}]
</instances>
